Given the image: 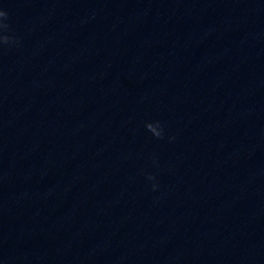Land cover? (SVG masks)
<instances>
[{"label":"water","instance_id":"1","mask_svg":"<svg viewBox=\"0 0 264 264\" xmlns=\"http://www.w3.org/2000/svg\"><path fill=\"white\" fill-rule=\"evenodd\" d=\"M0 9V264H264V0Z\"/></svg>","mask_w":264,"mask_h":264},{"label":"clouds","instance_id":"2","mask_svg":"<svg viewBox=\"0 0 264 264\" xmlns=\"http://www.w3.org/2000/svg\"><path fill=\"white\" fill-rule=\"evenodd\" d=\"M10 17L8 12L0 9V48L12 47L19 43V39L13 34L12 26L9 22ZM145 130L151 134L155 139L162 140L165 137L164 126L159 122H147L144 125ZM169 139H175V137H170ZM155 158H153V163L155 164ZM146 179L148 181H155L156 177L154 175H147ZM158 184H152V190L155 191Z\"/></svg>","mask_w":264,"mask_h":264}]
</instances>
